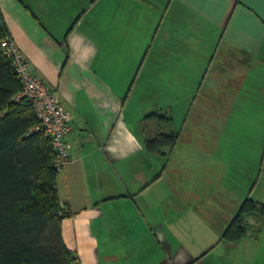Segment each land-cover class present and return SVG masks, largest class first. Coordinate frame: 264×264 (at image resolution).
Masks as SVG:
<instances>
[{"label":"crops","instance_id":"crops-1","mask_svg":"<svg viewBox=\"0 0 264 264\" xmlns=\"http://www.w3.org/2000/svg\"><path fill=\"white\" fill-rule=\"evenodd\" d=\"M0 17L32 73L70 115L69 162L58 170L56 185L60 203L73 212L61 221L62 239L79 264H264V220L235 243L222 239L240 204L230 210L221 201L222 181L205 198L214 210L194 190L179 187L185 185L179 174L178 185L163 181L165 167L156 161L162 148L147 147L156 129L150 135L144 126L156 128V120L143 119L149 113L143 115L139 102H131L129 115L124 111L153 83L138 80L146 53L130 87L124 71L109 68L116 46L130 53L153 34L177 53L174 44H189L196 28H222L220 40L253 64L264 44V0H0ZM135 50L127 59L138 60ZM156 110L164 111L150 113ZM208 153L202 148L197 156L205 162Z\"/></svg>","mask_w":264,"mask_h":264},{"label":"rangeland","instance_id":"rangeland-1","mask_svg":"<svg viewBox=\"0 0 264 264\" xmlns=\"http://www.w3.org/2000/svg\"><path fill=\"white\" fill-rule=\"evenodd\" d=\"M152 35L147 44L130 46V53L116 46L109 68L124 71V80L130 78V87L146 55L138 80L151 79L153 83L146 85L140 97L129 100L124 111L129 115L131 102H139L141 109L145 108L143 115L160 108L172 114L173 129L179 136L171 148L162 147L161 159L156 158L165 167L163 181L178 185L182 177L185 185L179 187L194 190L204 199L217 191V183L222 181L221 201L230 210L249 192L250 198L264 203V44L258 53L259 61L251 64L250 60H240L241 51L233 43L220 40L222 28L217 33L196 28V36L189 44H174L177 53ZM134 49L138 60L127 59ZM170 54L184 59L165 60ZM149 69L161 72L149 78ZM144 126L150 135L155 133L153 123ZM134 131L138 137L142 135L137 127ZM202 148L209 150L205 162L197 156ZM209 202L205 199L203 203L207 209L217 208ZM202 229L196 225V230ZM260 232L264 239V222Z\"/></svg>","mask_w":264,"mask_h":264},{"label":"trees","instance_id":"trees-1","mask_svg":"<svg viewBox=\"0 0 264 264\" xmlns=\"http://www.w3.org/2000/svg\"><path fill=\"white\" fill-rule=\"evenodd\" d=\"M6 36L0 17V264H79L61 235L62 219L73 212L59 201L55 152L47 137L30 131L37 123L31 101L14 99L22 83L2 50ZM143 119L156 120V137L147 139L150 152L174 146L178 131L171 113L156 110ZM263 220L264 203L247 196L222 239L235 243L246 231L257 232Z\"/></svg>","mask_w":264,"mask_h":264},{"label":"built area","instance_id":"built-area-1","mask_svg":"<svg viewBox=\"0 0 264 264\" xmlns=\"http://www.w3.org/2000/svg\"><path fill=\"white\" fill-rule=\"evenodd\" d=\"M2 50L11 59V64L21 80V90L14 99L27 98L31 101L37 123L31 128L50 140L55 152L54 166L62 169L69 162V145L66 135L70 130V115L58 99L57 94L34 75L28 60L21 54L9 36L1 41Z\"/></svg>","mask_w":264,"mask_h":264}]
</instances>
